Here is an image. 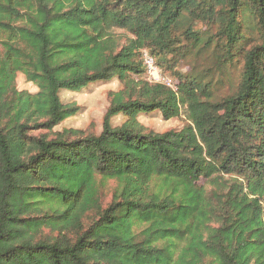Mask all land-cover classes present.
Returning <instances> with one entry per match:
<instances>
[{"label":"trees","instance_id":"16d2710c","mask_svg":"<svg viewBox=\"0 0 264 264\" xmlns=\"http://www.w3.org/2000/svg\"><path fill=\"white\" fill-rule=\"evenodd\" d=\"M114 78L99 132L53 130ZM0 264H264V0H0Z\"/></svg>","mask_w":264,"mask_h":264},{"label":"rangeland","instance_id":"374dc122","mask_svg":"<svg viewBox=\"0 0 264 264\" xmlns=\"http://www.w3.org/2000/svg\"><path fill=\"white\" fill-rule=\"evenodd\" d=\"M123 40L131 36L128 32L123 33ZM191 60L194 62V60ZM198 66L202 67L203 70H208L213 73V76L207 75V79L212 78V82L219 81V78L223 79V84L218 93L226 94L229 93L231 86L234 85L238 80V70H236L237 65L233 71H231L230 77L226 75H221L218 68L210 65V61H207L204 57L195 59ZM189 64L187 61H179L173 70L167 68L166 65L159 66L160 71L164 77L165 83L175 88V83L177 82V77L173 74V71H179L184 73L189 69ZM168 65V64H167ZM240 65V64H239ZM16 87L18 90H26L28 92L34 93L37 91V87L28 82L22 74H18L16 78ZM121 83L117 79H111L109 81H101L97 83L90 84L84 89L79 91H64L61 93V99L63 103L67 106L73 108V113L70 117L63 120L60 124L53 128L54 131L62 130L65 128L74 129H86L93 132H99L102 127V118L104 112L109 104L108 94L111 91L120 90ZM124 120V117L118 115L112 118V124H119ZM138 121L145 127L147 131L151 130L153 132H164L172 128H181L186 124V120L183 115H180L171 119H164L159 111H155L150 114H140L138 116ZM115 186V183L109 181L103 189V194L109 195L110 190ZM209 188L210 185H207Z\"/></svg>","mask_w":264,"mask_h":264},{"label":"built area","instance_id":"2783aa9c","mask_svg":"<svg viewBox=\"0 0 264 264\" xmlns=\"http://www.w3.org/2000/svg\"><path fill=\"white\" fill-rule=\"evenodd\" d=\"M142 61L145 68V76L148 81L161 82L168 85L165 83L164 77L155 59L146 50L142 52Z\"/></svg>","mask_w":264,"mask_h":264}]
</instances>
